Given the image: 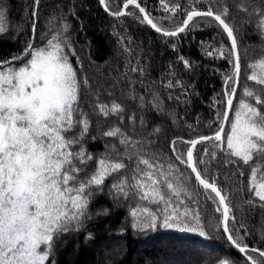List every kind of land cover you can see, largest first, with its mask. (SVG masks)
Returning <instances> with one entry per match:
<instances>
[{"label": "snow or ice", "instance_id": "1", "mask_svg": "<svg viewBox=\"0 0 264 264\" xmlns=\"http://www.w3.org/2000/svg\"><path fill=\"white\" fill-rule=\"evenodd\" d=\"M160 2L165 12L175 14L181 8L179 3L169 7L165 0ZM203 2L199 0V3ZM100 3L111 15L118 17L128 14L125 10L134 6L143 14L142 22L166 37L185 32L198 17L210 18V23L226 34L230 48L221 45L206 54L211 56L215 52L220 57L227 56L233 67L231 75H226L224 80L226 111L222 117L223 121L230 122V133L225 136L222 123L212 136L200 135L191 140L177 138L171 141L170 147L175 160L190 169L198 185L218 198L217 202L211 195L207 197L217 203L215 211L222 215V230L231 245L243 254L246 264H264V250L250 248L230 229V222L235 224L236 219L227 195L217 185L218 178L211 176L207 167H198L209 162L203 157L215 159V151L205 148L203 155L194 154L197 145L208 141L218 142L214 147L223 151L226 141L230 155L245 165L253 161L254 156L264 158V56L248 65L250 69L260 70L259 74L253 71L246 77L258 87L242 86L238 29L229 22L230 9L224 0H207L208 6L204 10L191 7L185 13L186 18L173 30L154 22L138 0H124L123 9L115 12L110 11L106 0H100ZM39 4L40 0H34L31 12L33 34L37 31ZM237 7L256 18V33L264 41V8L255 7L249 13L243 4ZM6 16V9L0 6V33L7 31L4 26ZM69 27L64 23L53 29L54 34L50 32L45 36L42 47L28 43L23 53L26 59L20 65L12 66L13 61L22 60L20 55L9 61H0V264H56V249L61 237L84 230L85 221L92 219L90 204L104 193L105 181L114 174H121V178L108 189L114 204L122 199L136 198L157 205L155 210L147 206L133 208L130 212L133 229L144 231L159 226L206 236L197 199L199 193L188 189V178L181 180L176 175L180 170L172 163H168L165 169L160 154L144 152L141 142L132 140L120 127L113 126L101 135L118 138L119 144L124 146L123 152L118 151L115 144L107 145L106 153L95 161V170L91 175L86 173L89 162L94 160L84 147L92 124L91 116L107 118L112 115L121 121L124 119L125 107L116 99L110 104L102 103L100 90L104 89L113 96L108 89H115L122 79L127 80L122 90L125 98L138 99V106L143 108L144 97L135 94L129 73H143L144 69L133 66L127 72L110 77L113 83L107 88L103 82L91 81L87 76L78 77L69 60V55H75V52L69 54L66 51L72 47ZM261 48L264 50V43ZM122 51L130 53L128 48ZM180 59L186 68L191 67L187 59ZM131 63L129 60L128 64ZM4 65H8L7 70ZM167 86L173 87L172 82ZM241 88L238 98V89ZM153 100L156 103L152 106L162 111L156 95ZM234 100H238L235 107ZM85 105L91 112L85 110ZM230 112H234L231 120ZM169 115L175 119L174 113ZM128 119L135 121L136 117L130 115ZM139 122L145 124L143 116L139 117ZM154 131L158 133L160 129ZM178 143L189 145L186 153L177 154ZM257 172L258 169L253 168L249 180L248 191L256 198L245 201L249 210L264 209V177L258 181ZM239 174L244 175L243 172ZM96 214L107 216L110 211L105 208ZM92 238L88 233L86 239ZM216 264L234 262L218 259Z\"/></svg>", "mask_w": 264, "mask_h": 264}, {"label": "trees", "instance_id": "2", "mask_svg": "<svg viewBox=\"0 0 264 264\" xmlns=\"http://www.w3.org/2000/svg\"><path fill=\"white\" fill-rule=\"evenodd\" d=\"M111 12L121 10L124 0H106ZM146 9L154 22L167 30H173L185 19L186 11L195 6L206 9L207 0L203 4L199 0H165L169 7L179 3L181 8L175 14L165 12L160 0H138ZM230 9L229 22L238 29L237 37L241 54L242 86L258 87L246 77L253 71L259 74V69H250L248 65L264 56L259 35L256 33V18L241 11L237 5L243 4L249 13L255 7L264 8V0H224ZM34 0H0V6L6 9L5 33H0V61H9L17 55H22L28 43L42 47L45 36L53 29L67 23L72 47L66 49L69 60L78 73V77L87 76L91 81L103 82L105 87L113 83L110 77L127 72L135 66L143 68V73L130 72L129 79L133 81L135 94L144 97L143 108L139 100H128L122 91L127 80L122 79L109 96L104 89L100 90V101L111 103L116 99L125 107L123 121L118 116L105 118L92 115L91 127L84 147L94 160L89 162L86 173L91 175L97 167L96 160L106 153V146L115 144L117 150L123 152L118 138L102 136L101 133L113 126L120 127L134 141H140L144 152H155L163 158L165 169L167 164H174L180 171L177 176L183 180L187 177V187L194 193H199L201 221L206 236L198 232H182L176 229H147L139 231L131 227L130 212L137 207L157 205L139 201L136 198L120 200L114 204L108 195L110 186L121 178L114 174L105 181L104 193L98 195L90 204L92 219L85 221L83 231L63 235L56 249V264H216L218 259H229L234 264H246L243 255L234 250L227 242L221 228L220 212H216L217 203L207 199L215 196L210 191L205 192L195 181L188 169L175 160L170 143L177 138L191 140L200 135H213L222 123L225 110L224 88L225 76L231 75L233 67L227 56L220 57L218 53L211 56L208 51L223 45L230 48L223 31L209 18L198 17L190 23L185 32L175 37H164L154 33L142 22V17L134 6L125 10L128 14L112 17L101 8L98 0H40L37 17V31L32 35L31 12ZM109 12V11H108ZM248 21V23H245ZM128 48L129 52L122 49ZM245 50L247 54L245 55ZM183 57L191 67L186 68ZM22 60L14 61L12 66L20 65ZM131 60L132 63L128 64ZM8 65L4 66L7 70ZM179 81V83H176ZM172 82L173 87H168ZM242 91L238 89L239 94ZM156 95L162 111L152 105ZM179 97V99H177ZM89 99H92L89 97ZM238 100H235L234 107ZM85 110L91 109L85 105ZM175 114V119L169 115ZM135 115L136 120H129ZM143 116L145 124L141 125L139 117ZM234 118L231 112L230 119ZM230 122L225 130L229 133ZM159 128L160 132L154 129ZM96 137V139H92ZM215 141L198 145L194 154L203 155L205 148L215 151V159L203 157L209 161L207 167L211 176L217 177V185L228 197L229 206L236 223L230 222L234 235L242 239L250 248L264 250V209L256 207L249 210L245 203L248 199H256L248 191L249 180L253 168H257L258 181L264 177V158L254 156L248 165L239 158L232 157L226 147L223 151L215 148ZM78 147V146H77ZM179 153H186L189 145L178 143ZM125 162L128 163L127 158ZM243 172L244 175L239 173ZM182 174V175H181ZM218 202L217 198H215ZM258 202V201H257ZM159 207H163L160 205ZM107 208V216L96 213ZM240 225L244 227L241 228ZM88 233L93 238L86 239ZM108 254V255H107ZM187 260V262H183Z\"/></svg>", "mask_w": 264, "mask_h": 264}, {"label": "water", "instance_id": "3", "mask_svg": "<svg viewBox=\"0 0 264 264\" xmlns=\"http://www.w3.org/2000/svg\"><path fill=\"white\" fill-rule=\"evenodd\" d=\"M99 1V4H100V6H101V8L104 10V12H106L107 14H109L110 16H112V17H116V18H118V16H114V15H111L110 14V12H108V11H106L105 10V7H104V5H102L101 3H100V0H98ZM122 9H123V7H122ZM121 9V10H122ZM139 11V10H138ZM140 15H141V17L143 18V14L142 13H140ZM119 17H121V16H119ZM186 18V17H185ZM210 19V18H209ZM145 23V22H144ZM146 25H147V27L148 28H150L154 33H156V34H158V35H160V36H163L162 35V33H157L154 29H152L151 28V26L150 25H148L147 23H145ZM222 30V29H221ZM32 35H33V33H32ZM225 36H226V34H225ZM164 37H166V36H164ZM226 38H227V36H226ZM227 41H228V43H229V46H230V41L227 39ZM23 56V54L21 55V57ZM14 62V61H13ZM4 66H6V65H4ZM234 102H235V100H234ZM226 111V105H225V110H224V112ZM230 115H231V112L229 113V119H230ZM222 123H223V126H224V130H226V127H227V124H228V122H226V121H223V119H222ZM221 123V124H222ZM214 135V134H213ZM210 136H212V135H210ZM208 142H211V141H208ZM198 146V145H197ZM188 169V168H187ZM188 171L191 173V171H190V169H188ZM191 175L194 177V174H192L191 173ZM201 187V186H200ZM202 188V187H201ZM208 191H210V190H208ZM214 196H215V194L214 193H212ZM217 200H218V198H217ZM222 219V218H221ZM222 228V227H221ZM222 232H223V230H222ZM223 234H224V236H225V238H226V240H227V242L229 243V245L234 249V250H236L239 254H241L235 247H233L232 245H231V243L228 241V239H227V236H226V234L223 232ZM241 255H243V254H241Z\"/></svg>", "mask_w": 264, "mask_h": 264}, {"label": "rangeland", "instance_id": "4", "mask_svg": "<svg viewBox=\"0 0 264 264\" xmlns=\"http://www.w3.org/2000/svg\"><path fill=\"white\" fill-rule=\"evenodd\" d=\"M230 130H231V125H230V129H229V133H230ZM108 255V254H107ZM183 262H187V260L183 261Z\"/></svg>", "mask_w": 264, "mask_h": 264}]
</instances>
